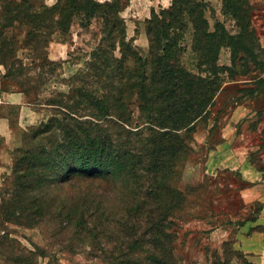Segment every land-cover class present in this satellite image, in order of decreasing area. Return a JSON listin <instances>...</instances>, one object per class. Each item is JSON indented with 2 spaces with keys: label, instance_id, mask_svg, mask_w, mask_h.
Masks as SVG:
<instances>
[{
  "label": "trees",
  "instance_id": "obj_1",
  "mask_svg": "<svg viewBox=\"0 0 264 264\" xmlns=\"http://www.w3.org/2000/svg\"><path fill=\"white\" fill-rule=\"evenodd\" d=\"M21 2L15 11L28 34L44 31L45 15L52 12L33 14L28 1ZM85 3L83 15L101 16V5ZM10 4L0 0V18L11 14ZM106 6L102 16L109 21L107 11L114 7ZM224 7L225 14L242 24L248 39L255 38L261 46L251 4L224 0ZM205 12L200 0H173L169 10L153 13L148 22L150 74L121 73L123 60L107 57L109 51L100 46L93 52L87 71L75 78L68 96L58 95L47 104L55 115L26 135L15 151L20 156L10 184L4 185L10 198H4L7 222L24 221L30 227L47 218H63L64 229L88 242L99 264H180L174 216L186 196L174 187V172L193 151L197 123L215 106L221 74L232 73L219 60L222 48H233L235 38L223 24L211 31ZM187 23L199 61L196 74L182 66L177 52L178 33H185ZM116 31L110 30L109 37ZM118 40L124 56L123 33ZM110 48L115 51L116 45ZM135 103L140 111L136 124ZM65 186L75 189L69 196L72 203L60 206L54 192ZM106 197L112 206H105ZM0 248L8 264H37L45 253L16 249L4 238ZM49 264L61 263L52 259Z\"/></svg>",
  "mask_w": 264,
  "mask_h": 264
},
{
  "label": "rangeland",
  "instance_id": "obj_2",
  "mask_svg": "<svg viewBox=\"0 0 264 264\" xmlns=\"http://www.w3.org/2000/svg\"><path fill=\"white\" fill-rule=\"evenodd\" d=\"M9 1L11 14L0 18V73L5 80L29 92L31 103L42 115L41 123L27 135L34 134L55 115L47 104L58 95L68 96L75 78L87 71L91 55L99 46L109 51L107 57L113 55L123 60L121 73L150 74L148 22L153 13L159 15L173 4V0H90L102 8L101 16L89 19L82 14L85 10L81 6L86 5V0H27L33 14L43 16L46 11L52 12L45 15L44 31L28 34L22 16L15 11L23 3ZM247 1L251 4L253 0ZM200 2L206 7L210 30L215 31L223 24L235 38L233 48H222L219 60V65L231 68L232 73L221 74L220 97L207 117L197 123L190 143L193 151L174 172L173 185L186 196L182 210L174 216L178 237L175 255L180 264H232L234 261L249 264L241 248L246 245L252 249L264 241V219L261 224L257 222L263 205L243 202L246 192L243 190L248 189L245 181L257 179L264 171L261 156L264 152V48L255 38L249 40L242 24L225 14L224 0ZM106 5L114 7L112 11L106 10L111 15L109 21L102 16L103 10L109 8ZM258 5V20L264 25V5L261 2ZM251 6L255 15V6ZM114 28L117 31L112 39L109 35ZM122 33L127 45L124 56L118 40ZM192 33V26L187 23L185 33H178L177 52L182 66L196 74L199 61L193 49ZM111 45H116L115 51ZM132 109L136 124L139 107L135 103ZM15 151L13 168L20 156ZM12 172L0 184V238L16 249L44 251V257L37 264H49L52 259L61 264H99L90 244L83 242L82 237H73L70 229H64L63 218H47L30 227L24 221L7 222L3 206L4 198L7 201L10 198L4 190L11 182ZM74 190L65 186L55 191L58 205L63 201L70 205L69 196ZM104 200L105 206L112 204L107 197ZM253 235L254 239L249 240ZM0 264H8L1 248Z\"/></svg>",
  "mask_w": 264,
  "mask_h": 264
},
{
  "label": "crops",
  "instance_id": "obj_3",
  "mask_svg": "<svg viewBox=\"0 0 264 264\" xmlns=\"http://www.w3.org/2000/svg\"><path fill=\"white\" fill-rule=\"evenodd\" d=\"M264 5V0H253L251 4L255 6V15H253V26L259 37V42L264 48V25L260 23V9L258 3ZM259 6V5H258ZM0 93L3 95L5 103L0 109V184L5 176L11 174L13 170L12 153L21 148L29 130L42 121L41 113L31 103L30 97L23 93L14 82L7 81L0 73ZM220 97L217 95L216 100ZM264 158V152L261 154ZM248 189L243 191V202L248 205L260 204L262 206L261 216L257 220L261 224L264 219V171L260 173L257 179H247L245 181ZM253 185V186H250ZM264 224V222H263ZM263 234H257L258 237ZM255 235L249 236L253 240ZM249 264H264V241L258 243L252 249L246 245L241 248ZM232 264H240L234 261Z\"/></svg>",
  "mask_w": 264,
  "mask_h": 264
},
{
  "label": "built area",
  "instance_id": "obj_4",
  "mask_svg": "<svg viewBox=\"0 0 264 264\" xmlns=\"http://www.w3.org/2000/svg\"><path fill=\"white\" fill-rule=\"evenodd\" d=\"M5 103L4 97L3 95L0 93V109L2 107V105Z\"/></svg>",
  "mask_w": 264,
  "mask_h": 264
}]
</instances>
